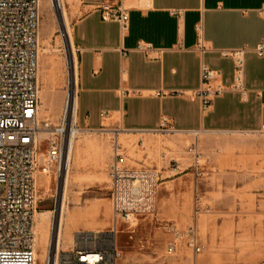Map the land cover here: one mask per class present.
<instances>
[{
	"label": "crops",
	"instance_id": "obj_1",
	"mask_svg": "<svg viewBox=\"0 0 264 264\" xmlns=\"http://www.w3.org/2000/svg\"><path fill=\"white\" fill-rule=\"evenodd\" d=\"M105 1L67 0L78 64L76 125L89 134L74 149L73 183L82 188L103 184L108 190L107 199L90 203L103 205L108 220L102 229L92 224L89 230L113 226L108 167L114 141L125 154L124 166L138 169L141 161L164 155L167 144L172 149L190 137L197 144L205 138L212 149L203 154V170L214 165L240 173L234 175L249 181L247 188L264 185V55L253 51L264 44V17L257 12L264 0H127L126 31L102 19ZM139 43H150L153 50L138 52ZM242 47L247 51L238 91L230 88L234 62L220 52ZM203 66L218 71L213 83L226 87L206 110L193 99ZM163 119L172 133L163 132ZM253 208L248 203L247 210ZM225 224L217 227L235 230L214 232L211 264L232 259L264 264V220Z\"/></svg>",
	"mask_w": 264,
	"mask_h": 264
},
{
	"label": "built area",
	"instance_id": "obj_2",
	"mask_svg": "<svg viewBox=\"0 0 264 264\" xmlns=\"http://www.w3.org/2000/svg\"><path fill=\"white\" fill-rule=\"evenodd\" d=\"M114 1L111 4L106 0L100 6L102 19L116 21L126 31L131 7L126 5L127 0ZM39 8L40 0H0V264H36L37 174L61 178L65 169V139L70 130L68 107L58 124L40 115ZM257 12L264 17V6ZM152 50L150 43H139L136 47L142 53ZM246 51L242 47L220 52L234 62L235 76L230 86L233 90L242 91ZM253 51L263 56L264 44H258ZM218 77V71L202 67L201 86L193 99L204 110L226 92L225 86L213 83ZM261 98L264 110V92ZM166 124L163 119V132L172 133ZM187 153L196 158V171L203 169L206 160L198 158L196 141ZM170 162L176 161L171 158ZM108 174L113 226L106 231H74L72 248L61 253L59 264H118L119 225L134 227L143 217L157 213V172L125 167L123 152L116 141ZM195 211H201L198 202ZM171 231L174 240L169 244L170 252L176 250L178 240L183 238L195 253L204 250L205 246L197 240L195 225L184 233L172 225Z\"/></svg>",
	"mask_w": 264,
	"mask_h": 264
},
{
	"label": "rangeland",
	"instance_id": "obj_3",
	"mask_svg": "<svg viewBox=\"0 0 264 264\" xmlns=\"http://www.w3.org/2000/svg\"><path fill=\"white\" fill-rule=\"evenodd\" d=\"M50 1L40 0L39 8L40 89L42 87L41 76H45L47 82L43 95L44 100L40 99V102L49 112L45 114L41 111V117L49 119L53 124H58L66 107L67 93L74 94L77 83H74V79L73 82L71 80L70 48L63 35L59 15ZM64 3L69 25L72 28L73 17L70 7L67 0H64ZM74 51L76 53L75 47ZM87 137L89 134L81 131L76 137V144ZM194 138V136L190 137L182 146L179 143L170 145L169 148L172 149H168L167 144L162 151L165 156L159 155L156 161H141L139 163L140 168L157 172V213L154 216L143 217L134 227L126 223L119 225L116 241L121 256L118 264H211L210 242L214 232L235 230L228 229L226 226L218 228V225H227L225 223L228 221L233 223L252 218L264 220V185L260 182L259 186L255 188H247L246 185L249 181L234 175L240 173L219 170L214 165L211 169L196 171L194 166L196 158L187 153V149L194 143ZM204 139L201 138L197 144L198 158H202L204 153L206 154L212 149L210 146L207 147ZM162 156L165 162L161 159ZM171 158L176 162H170ZM174 166L178 167V172L172 171ZM71 179L73 181L72 169ZM69 185L66 191L68 214L65 215L66 230L64 233L73 234L76 230H89L92 229L89 228L92 224L96 225V229H102L99 226L108 220L106 209L103 205L93 207L90 203L95 199H107L108 190L106 187L103 184H98L92 188H82L72 182ZM36 187L38 200L35 228L39 214L47 213L48 234L53 237L54 223H56L58 212L61 209L62 178L38 173ZM247 195L251 198L250 200ZM196 202L201 205V211H195ZM57 203L58 212L55 214L54 208ZM248 203H252L254 210H247ZM38 225L40 224L38 223ZM172 225L183 233L195 225L197 240L205 246L204 250L201 253H195L183 238L178 240L176 250L170 252L169 244L174 240V234L171 231ZM52 237H50L51 241ZM71 248L72 241L65 240L59 253V262L61 253ZM224 248L227 252V242L224 244ZM49 251L52 253L54 250L49 246ZM42 253L43 245L39 244L38 253L36 252L38 264H44V260L40 257ZM223 264L247 263L232 259L226 260Z\"/></svg>",
	"mask_w": 264,
	"mask_h": 264
},
{
	"label": "bare ground",
	"instance_id": "obj_4",
	"mask_svg": "<svg viewBox=\"0 0 264 264\" xmlns=\"http://www.w3.org/2000/svg\"><path fill=\"white\" fill-rule=\"evenodd\" d=\"M51 1L53 3L54 8L56 9V11L59 15L58 17L60 18V22L62 24L63 35L66 38V40L68 41V47L70 48V65L72 67V74H71L72 79L71 78L70 79L72 80V82L74 79V83L76 84L77 83V71H78V69H77V65H78L77 64V56H76V53L74 51L75 45H74V40H73V35H72V29L69 25L68 13H67V10L64 6L65 3H64V0H51ZM44 2H46V1H44ZM46 7H44V8H46ZM48 8H50V7H48ZM44 77L45 76H41V78H40L42 87L39 91V97L41 100H44L43 95L45 93V86L47 84ZM45 100H46V98H45ZM66 105L68 107L67 113H68V117H69L70 130L69 131L67 130L69 133V137H68V145L66 148V155H65V159H64L65 169L61 175L62 187H63L61 209L58 212V218L56 220V223H54L55 227H54L53 237L48 234L49 224L47 221V218H48L47 213L39 214L38 223L40 225H38V223H37V226L35 228V233H36L35 250L38 253L39 244L43 245V253L41 254L40 257L42 260H44V264H59V253L61 251V247H62L63 242L65 240L68 242L72 241V234L71 233H67V234L64 233L66 230L65 225H64L65 215L68 214V210H67V206H66V198H67L66 191H67V188H69L68 185L70 184V182L73 183V181L71 179V169H72V162H73L72 156H73L74 148L76 145V137L81 133L82 130H80L78 127L75 126L76 125V115H75L76 99H75L74 94L71 92L67 93ZM41 111L45 114L49 113L48 110H46L40 102V115H41ZM69 186H71V185H69ZM50 237H52V241H51ZM49 246H50V248H52L54 250L52 253L49 251ZM37 259H38V257L36 256V260ZM36 264H38V261H36Z\"/></svg>",
	"mask_w": 264,
	"mask_h": 264
},
{
	"label": "water",
	"instance_id": "obj_5",
	"mask_svg": "<svg viewBox=\"0 0 264 264\" xmlns=\"http://www.w3.org/2000/svg\"><path fill=\"white\" fill-rule=\"evenodd\" d=\"M67 145H68V137H66V139H65V146L67 147ZM58 203H59V201H58ZM58 203H57V205L54 208L55 214H57V212H58Z\"/></svg>",
	"mask_w": 264,
	"mask_h": 264
}]
</instances>
